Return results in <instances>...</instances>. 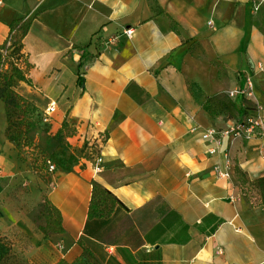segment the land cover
<instances>
[{
    "label": "crops",
    "instance_id": "1",
    "mask_svg": "<svg viewBox=\"0 0 264 264\" xmlns=\"http://www.w3.org/2000/svg\"><path fill=\"white\" fill-rule=\"evenodd\" d=\"M18 19L32 64L23 85L41 112L57 105L52 132L78 152L85 135L108 140L101 170L52 175L63 231L49 232L47 251L0 100V235L31 237L41 264H264V204L243 185L264 177V139L226 138L211 156L202 136L231 124L227 93L246 78L250 106L264 108V0H0V47ZM94 186L121 205L89 221Z\"/></svg>",
    "mask_w": 264,
    "mask_h": 264
},
{
    "label": "rangeland",
    "instance_id": "2",
    "mask_svg": "<svg viewBox=\"0 0 264 264\" xmlns=\"http://www.w3.org/2000/svg\"><path fill=\"white\" fill-rule=\"evenodd\" d=\"M10 68V67H9ZM5 68V71H9ZM24 83L30 84L27 79L16 83V92L26 98L22 101H11L9 105L10 125L7 122V138L14 139L18 145L17 150L26 164L27 176L24 182V194L27 199L31 198L35 203V222L41 229L48 230L45 222H54L56 213L48 201V192L52 183V174L48 172L47 160L57 162L59 169L70 171L75 166L83 167L82 145L80 152L76 145L68 139L63 132H52L51 126L45 127L41 118V110L35 103L27 98L26 90L29 89ZM9 92H7V95ZM46 103V98L39 99ZM54 175V174H53ZM39 201H41L39 203ZM38 203V204H37ZM47 246V251L54 249ZM35 245L31 237L12 233L0 235V264H31V255ZM58 249V248H57ZM42 256V255H40ZM36 258L40 259L39 256ZM83 264H97L91 257L86 256Z\"/></svg>",
    "mask_w": 264,
    "mask_h": 264
},
{
    "label": "built area",
    "instance_id": "3",
    "mask_svg": "<svg viewBox=\"0 0 264 264\" xmlns=\"http://www.w3.org/2000/svg\"><path fill=\"white\" fill-rule=\"evenodd\" d=\"M260 9V5L256 6V10ZM135 31L133 28H128L125 31V36L131 39ZM123 40V34H116L109 39V43L116 44ZM8 45H11L9 42ZM229 99L237 108L236 116L225 128H212L203 133V139L212 143L208 153L216 155L219 147L224 139L231 140H252L255 138L264 139V108L250 106V101L254 98L252 78H246L242 84L227 93ZM57 113V105L51 104L48 108L41 112V117L44 125H52L54 115ZM107 135L105 132H97L94 135H85L82 138V149H85V154L82 156L84 164H91L95 171H99L103 167L104 158L103 151L107 143ZM229 162L228 154H225ZM48 172L52 175L57 172L58 167L52 160L47 161ZM214 172L221 178L231 177V172L228 169H223L217 165L214 167ZM58 250L63 254L67 253L64 244L57 246Z\"/></svg>",
    "mask_w": 264,
    "mask_h": 264
},
{
    "label": "trees",
    "instance_id": "4",
    "mask_svg": "<svg viewBox=\"0 0 264 264\" xmlns=\"http://www.w3.org/2000/svg\"><path fill=\"white\" fill-rule=\"evenodd\" d=\"M29 25L23 20H15L11 26L7 42L5 45L0 47V100L5 103V109L7 114V122L10 125L9 116V105L11 101H22L26 103V98L16 92V83L22 82L25 79L28 80L29 72L32 68V64L29 62L28 56L24 52V39L28 32ZM11 45H8V43ZM10 67V68H9ZM5 68H9V71H5ZM29 81V80H28ZM30 82V81H29ZM7 92L9 94L7 95ZM228 97V95H227ZM42 118V117H41ZM45 127H50V125H44ZM11 143L18 148L16 141L14 139L9 140ZM85 154V149H83ZM51 160V159H48ZM47 160V161H48ZM55 162L54 160H52ZM58 169L59 166L55 162ZM62 169V168H60ZM244 187L247 185V189H243L249 198L258 197L261 204H264V177L259 178L254 181H245ZM111 205V211L114 207L120 206L121 203L112 195L111 192L107 190H102L97 186H94V196L91 199L90 209H89V221L97 219L99 213H103L101 206ZM53 209V208H52ZM56 213V220L54 222H47L46 228L51 230V232H62L61 227V214L58 209H53ZM45 244L49 245V233H45ZM52 252H55L52 249ZM31 264H41L38 262V258H31ZM54 264H69L65 258H59Z\"/></svg>",
    "mask_w": 264,
    "mask_h": 264
}]
</instances>
